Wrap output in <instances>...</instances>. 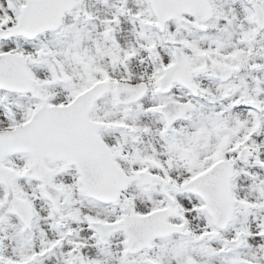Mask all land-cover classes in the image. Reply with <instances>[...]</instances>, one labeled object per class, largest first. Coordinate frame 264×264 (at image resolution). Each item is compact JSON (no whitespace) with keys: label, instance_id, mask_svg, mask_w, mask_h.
I'll return each instance as SVG.
<instances>
[{"label":"snow or ice","instance_id":"1","mask_svg":"<svg viewBox=\"0 0 264 264\" xmlns=\"http://www.w3.org/2000/svg\"><path fill=\"white\" fill-rule=\"evenodd\" d=\"M0 264H264V0H0Z\"/></svg>","mask_w":264,"mask_h":264}]
</instances>
